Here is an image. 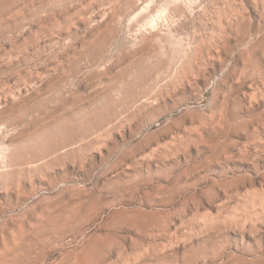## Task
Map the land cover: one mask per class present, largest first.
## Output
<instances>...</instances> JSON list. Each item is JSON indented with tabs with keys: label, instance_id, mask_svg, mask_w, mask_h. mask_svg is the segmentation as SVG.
Wrapping results in <instances>:
<instances>
[{
	"label": "rangeland",
	"instance_id": "1",
	"mask_svg": "<svg viewBox=\"0 0 264 264\" xmlns=\"http://www.w3.org/2000/svg\"><path fill=\"white\" fill-rule=\"evenodd\" d=\"M0 264H264V0H0Z\"/></svg>",
	"mask_w": 264,
	"mask_h": 264
}]
</instances>
